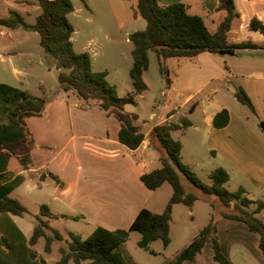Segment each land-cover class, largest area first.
<instances>
[{
  "label": "trees",
  "instance_id": "trees-1",
  "mask_svg": "<svg viewBox=\"0 0 264 264\" xmlns=\"http://www.w3.org/2000/svg\"><path fill=\"white\" fill-rule=\"evenodd\" d=\"M40 8L34 24H27L24 17L15 10H9L7 17L0 16V27L7 29L23 28L39 34V45L48 54L57 69V80L63 92L71 91L83 107H97L108 116L115 117L120 123L118 141L130 150L137 149L145 140V133L137 124V115L125 110V106L136 104V100L147 89L144 78L149 69V53L154 52L160 64V71L166 85H171L169 71L164 62L170 58H196L202 53L213 55H238L244 50L264 49L252 41L231 43L228 32L240 14L234 0H217L216 12L224 11L226 16L214 32H211L204 19L189 12L184 2L162 5L158 0H136L133 16L142 18L147 25L129 35L133 45L131 51L132 66L129 72L133 90L125 97H119L115 87L106 80L107 71H93L90 55L76 52L72 41L75 32L68 16L74 12L71 0H35ZM129 1V0H127ZM251 30L264 35V23L252 18ZM236 99L254 111L251 98L240 85L235 89ZM49 101L36 97L29 92L0 83V264H47L39 254L36 245L44 238V252L52 251V244L63 243L59 247L60 259L56 264H126L124 257L117 251L129 239L131 233L140 234L138 246L155 254L149 245L161 241L165 247L170 243V222L172 209L176 204L191 208L197 196L188 191V185L207 196H215L225 208L233 212L223 213L227 219L245 224L249 232L260 236L259 247L264 256V222L258 214L264 209V201L252 200L245 189L229 191L228 172L216 168L208 173L210 183L202 182L192 168L181 161L182 142L173 137L177 131L184 132L190 126L189 120L181 124L163 122L153 127L152 135L164 150L161 156L162 167L145 173L141 181L149 190H156L168 183L172 195L160 214L148 209L141 210L128 229L110 231L96 227L88 237L70 233L69 240L50 225V220L69 218L59 216L46 205L40 206L38 213H32L20 200L11 197V193L23 182L22 175L8 172L9 160L15 157L27 170L33 163L31 152L34 141L27 127L30 117L43 116ZM172 112L170 115L174 114ZM230 122L227 109L219 111L213 119L215 128H224ZM264 133V120L260 122ZM58 185H63L58 176L48 173ZM41 176V180L45 178ZM183 178L188 184L183 183ZM240 203V205H237ZM252 205H256L250 210ZM26 217L33 222L32 235L28 238L13 217ZM78 220L79 217H72ZM216 227L213 220L203 227L198 236L175 257L173 264L190 263L209 241ZM214 260L220 264H231L221 251L216 240L212 239Z\"/></svg>",
  "mask_w": 264,
  "mask_h": 264
},
{
  "label": "rangeland",
  "instance_id": "rangeland-1",
  "mask_svg": "<svg viewBox=\"0 0 264 264\" xmlns=\"http://www.w3.org/2000/svg\"><path fill=\"white\" fill-rule=\"evenodd\" d=\"M71 1L74 12L68 18L75 29L74 50L78 53L87 52L91 58L93 71H107L108 84L116 88L119 97L127 96L133 90L129 76L133 45L129 41V35L138 30H144L147 25L144 19H136L133 16L136 0ZM234 1L241 15V6L246 7L241 0ZM9 10L22 14L27 24H34L40 12L39 6L29 11L19 2H11L10 5L0 4L2 17H6ZM191 12L203 16L210 29L216 28L224 14L214 11L212 18L209 19L196 4L193 5ZM239 18L234 21V31L229 34V41L231 43L245 41L262 43L264 38L261 40L256 36L259 32L251 30L249 26L244 27L246 25L244 17L239 16ZM91 35L92 42H96L90 43L91 45L87 47L89 42L87 40H90ZM39 41L40 37L36 32L26 31L23 28L11 30L0 27V83L25 90L47 101L57 97L62 100L65 92L59 87L57 69L52 58L40 47ZM164 66L169 71L168 75L172 82L170 86L166 85L156 54L149 53V69L145 73L148 89L137 98L136 104L126 105L125 110L135 113L137 123L147 132L153 125L167 121L168 114L175 108L176 113L169 122L181 124L185 119L193 125L184 132L173 133L174 138H178L183 145L181 161L184 164H190L196 176L204 183H210L208 173L211 170L223 167L231 176L226 184L229 191L243 188L249 192V195L246 194L249 198L264 200L261 196L264 195V190L257 191L254 184L249 181L254 174L250 172V178H246L238 173L228 163L225 158L227 155L222 153L224 150L222 147H219L220 151L215 158L210 141L207 140L204 132L205 117L224 106L240 121L233 124L234 131L244 133L240 129V123H242L246 127L244 130L251 135L249 141L242 136V140L233 142V150L236 152L237 146H240L239 154L236 153L241 157L244 158L245 153L254 158L260 155L256 160L264 161V133L259 125L262 117L264 120V49L241 51L236 56L204 53L196 58H170L164 62ZM242 82L248 86L254 111L235 97L236 86ZM190 95L193 97L186 101ZM192 106L195 107L194 111L191 110ZM50 119L55 118L51 116ZM32 123V121L29 122L31 127H33ZM234 137H237V134H234ZM245 145L249 147L246 148ZM150 151L152 156L155 150ZM93 160L95 163H100L96 156H93ZM12 166L18 168L19 164L14 161ZM182 180L184 184H188L185 178ZM35 184V181H30L31 188L30 186L27 188L28 184H25L12 194L32 213H37L39 204L50 197L49 186L40 190L35 188ZM172 192L171 185L165 183L154 192L149 208L161 213ZM254 192H256L255 196ZM192 193L197 196V199L191 208L184 204L173 206L169 245L165 247L161 241L153 242L149 247L155 251V254H151L138 246L140 234L131 233L128 241L117 249L124 257L126 264H166L170 260L173 262L177 254L198 236V232L203 227L211 220L220 219L219 215L225 208L219 209L222 204L217 198L204 195L198 190ZM234 205L235 203L232 204V208ZM255 206L252 205L250 210ZM229 211L233 212V210ZM259 217L263 219L262 215ZM15 220L23 233L30 237L33 233V222L29 218L16 217ZM50 225L66 240L70 239V233L88 237L96 228L87 221L70 219L51 220ZM113 230L110 229V231ZM44 244V238L39 239L36 245L37 251L47 264H56L60 259L59 246L63 243H53L49 254L44 252Z\"/></svg>",
  "mask_w": 264,
  "mask_h": 264
},
{
  "label": "crops",
  "instance_id": "crops-1",
  "mask_svg": "<svg viewBox=\"0 0 264 264\" xmlns=\"http://www.w3.org/2000/svg\"><path fill=\"white\" fill-rule=\"evenodd\" d=\"M158 1L162 5L184 2L189 6L190 13H192L193 5L196 4L199 9L207 14L209 19L212 18V12H216L215 9L217 7V0ZM241 1L246 7L243 8L241 6L242 12L240 15V17H244L245 19L246 25L244 27L249 26L251 19L254 17L264 23V0ZM11 2H19L26 6V10L29 11L35 10L38 6L35 0H0V4L5 5H10ZM218 13H224L223 20L226 13L224 11ZM201 17L204 19L203 16ZM238 19L240 18H236L235 20ZM222 20L218 22L215 29H210L207 26L208 29L214 32ZM233 24L231 30L228 32V41L229 34L234 31ZM259 33H256V36H258V39L263 40V35ZM92 38L93 36L91 35L89 37L90 40H87L89 41L87 47L91 45L90 43L94 44L96 42H92ZM72 41L74 44L73 36ZM263 42L253 43L263 45ZM144 78L146 80V75H144ZM240 86L244 88L248 95H251L248 86L244 82ZM191 97L193 95H190L186 101H189ZM222 109L227 108L221 106L215 110V113L210 114L208 117L206 116L204 119L205 137L210 141L211 151L216 158L220 151L218 150L220 149L219 147L224 148L222 153L227 155L225 158L228 163L246 178H250V172L254 174L248 180L254 184L257 191L261 192L264 190V161L256 160L260 155L254 158L245 153V157H241L238 155L240 146L236 148L238 154L233 150V142L242 140V136L249 141L251 135L248 131L244 130L246 127L242 123H240V129L244 133L234 131L233 124L240 121L234 117L232 111L227 109L230 114V122L227 126L224 128H215L213 126L214 116ZM191 110L194 111L195 107L192 106ZM175 111L174 108L168 114L167 121L165 122L169 123V120L174 117ZM172 112L175 113L170 115ZM51 116L55 119L51 120ZM30 121L33 122V127L30 126ZM261 121H263V117ZM26 122L34 141L31 152L33 163L29 169L25 170L18 160L12 157L9 160L7 170L14 175H22L24 177V182L19 187L28 184L27 188L29 186L31 188V185H29L30 181H35V188H39L40 190L49 186L50 197L45 202L39 204V209L42 204H46L53 213L69 217H61L54 220H74L72 217H79L78 220L74 221H87L90 225H94V227L100 226L108 230H117L128 229L138 213L143 209L160 214L149 208L152 203L153 194L157 189L154 191L149 190L141 181L143 174L162 167L160 159L164 155V150L152 135L155 125L150 127L147 132L140 125L145 133V140L137 149L130 150L118 141L120 129L118 120L113 116H108L97 107H83L71 91L65 92V97L62 100L58 97L50 100L46 105V112L44 110L43 116L30 117ZM191 126H193L192 123ZM234 134H237V137H234ZM245 147L248 148L249 146L245 145ZM151 149L155 150L152 156H150ZM93 156H96L100 163H95ZM14 161H17L19 164L18 168H13L12 164ZM155 165L157 166L155 167ZM187 165L191 167L190 164L187 163ZM226 171L228 172V170ZM48 173L58 176L63 185H58L52 178L47 176ZM42 175L46 177L41 180ZM230 179L231 176L229 174ZM18 188L10 194L11 197H13L12 194ZM187 188L188 191L195 192L196 190L189 185ZM245 191L247 194L249 193L246 189ZM255 193H253L254 196L256 195ZM261 196L264 199V195ZM250 199L259 200L251 197ZM21 203L23 204V202ZM222 206L220 205L219 209L225 208ZM227 209L232 210L233 208H225L221 212V215H219L220 219L213 220L216 229L211 234L209 241L196 255L195 260L184 264H220L214 260L212 239L216 240L221 251L231 264H264V256L259 247L260 236L249 232L244 223L225 218L223 213L231 212ZM260 215H262L263 219L261 220L264 222V209L258 214V216ZM16 217L18 216L13 217L15 222ZM166 264H173V262L170 260Z\"/></svg>",
  "mask_w": 264,
  "mask_h": 264
}]
</instances>
